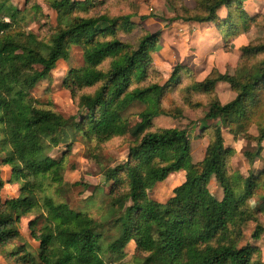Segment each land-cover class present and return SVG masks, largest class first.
I'll use <instances>...</instances> for the list:
<instances>
[{"label": "trees", "instance_id": "1", "mask_svg": "<svg viewBox=\"0 0 264 264\" xmlns=\"http://www.w3.org/2000/svg\"><path fill=\"white\" fill-rule=\"evenodd\" d=\"M88 5H91L90 0H49V7L58 14V25L55 31L51 30L49 40L44 39L45 43L33 33L21 30L23 10L12 5L10 0H0V161L11 170L9 181L19 184L17 197L5 201L0 198V249L19 239L15 226L21 217L36 212L39 216L30 222L29 230L31 238L39 244L37 257L23 247L16 248L10 254L15 257L16 264H117L125 256L124 249L133 237L136 240V264H252L257 249L249 246L237 249L231 240L226 246L222 243L231 235L229 226L235 223L238 215H243L239 213L242 200L238 202L233 197L223 172L218 173L230 152L224 149L222 135L217 136L214 148L207 149L205 168L197 174L192 170L186 130L164 129L143 134L154 118L168 115L159 110V101L154 105L147 104L148 107L137 116L133 135L143 136V139L139 148L132 152L144 162L148 179L136 181L140 186L133 192L132 199L137 203L125 209L124 216L116 220L114 240L102 246L103 231L98 229L100 225L92 217L71 209L64 201L56 202L50 196L38 198L45 192L46 185L62 187L64 158L56 161L44 154L41 134L54 133L60 118L54 111L41 108L38 101L30 97V91L38 82L49 78L59 60L69 58L72 45L81 44L84 63L89 69L71 68L64 81L74 97V87L79 90L90 88L98 78L99 74L91 68L120 47L119 41L101 43L95 40L100 33H113L111 25L70 16L75 8ZM67 13L69 22L65 23ZM157 39V34H149L132 56L116 66L106 94L101 89L94 99L88 94L81 95V102H87V107L92 110L90 115L96 114L98 108L100 131L120 125L124 104L146 103L151 96L159 100L167 89V85L162 89L153 84L151 88L128 91L134 80L141 81L146 77L145 67L151 65ZM41 48L48 51L47 58L41 55ZM261 48L264 46L247 49V52L257 54ZM175 73L172 80L177 78ZM210 77L212 74L200 82L208 92L218 83H227L234 90L236 81L230 80L229 75ZM261 79L260 76L253 77L243 94L253 95L261 86ZM231 104H237L239 108L237 101H231L223 108L230 110ZM220 105L215 100L208 113L210 119H215L216 107ZM56 142L57 138L52 137V143ZM169 150L174 155L170 159L165 157L164 167H150L153 157ZM254 155L259 156V150ZM18 160L24 162V169L19 167ZM181 170L185 172V181L174 190L175 195L166 204L162 206L147 199L146 190L150 186ZM216 173L217 181L224 188V198L219 202L209 199L205 189L212 174ZM130 174L134 176L131 170ZM2 185L0 179V188ZM257 186L256 180L249 182L245 198L251 196ZM38 206H42L47 215L40 212ZM115 209L116 202L110 207V213ZM39 222L41 226L37 230L35 226ZM262 231L257 226L253 238L257 239ZM153 232L158 239H153ZM213 242L216 247L212 246Z\"/></svg>", "mask_w": 264, "mask_h": 264}, {"label": "clouds", "instance_id": "2", "mask_svg": "<svg viewBox=\"0 0 264 264\" xmlns=\"http://www.w3.org/2000/svg\"><path fill=\"white\" fill-rule=\"evenodd\" d=\"M90 4L89 11L74 15L81 16L86 20L92 19L100 25H111L114 32L108 34L101 43H111L115 40L120 44L117 52L105 56L91 68V71L99 74L91 84L88 94L90 99H94L101 89L105 90V94L107 93V86L110 85L111 74L116 70V66L125 62L127 57L132 56L140 48L144 38L149 33L156 31V28L145 27L141 23V0H90ZM114 7H119L121 10L113 12ZM143 7L152 12L153 16L162 18L160 22L152 21V23L156 24L157 28L162 25L165 35L170 31L177 38L170 42L177 44L183 42L186 50L192 48L194 51H198L199 48L206 47L209 54L220 50L234 52L238 58L236 63L226 71L229 73V79L236 81L229 103L237 101L239 108H237V104H231L230 110L224 109L223 105L217 106L218 114L215 119H210L208 116L215 105V92H208L196 76L188 78L183 72L178 73L177 78L172 80V69L179 62L178 58H169V68L163 74H160L155 60L151 66L146 64V79L141 82L134 80L132 88H129L128 91L131 93L134 90L151 88L153 84L164 89L167 85V89L159 98V110L165 112L168 111V106H171L169 115L172 116L175 115L177 108L186 110L188 106L187 104L176 105L175 98L177 96L184 97L185 101L190 103L194 93L204 94L205 103L200 107V118L178 119L171 126L185 129L190 141L199 138L203 141L205 149L214 148L217 136L224 135L229 129H233L235 140L243 141V151L237 157L242 161L243 168L233 165L225 159L222 161L223 168L218 169V173L223 172L233 197L238 202L243 200L239 209V213L243 215H238L235 225L229 227L231 229L238 225L239 228H243L245 225L242 221H254L256 224L264 226V212L256 213V209L262 203L260 197L264 196V179L254 190L255 195L250 199H244L246 195L245 181L249 174L251 173L255 177L264 171V48L260 49L258 55H249L247 52V49L264 46V0H149V3ZM113 21H115L114 24ZM50 28L53 31L57 29L55 21H50ZM45 34L51 35L52 32H41L40 41H44ZM240 36H244L247 43L243 48L233 50L232 42ZM44 42L46 43V41ZM40 51L41 55L47 58L48 51L43 48ZM153 55L155 56V54ZM188 63L194 67L192 59H189ZM73 67L89 69V65L83 61ZM216 75L217 73H213L210 79ZM68 76L66 67L64 77ZM258 76L262 77L261 86L254 90L253 95H244L243 93L247 91L246 86L250 84L253 77ZM169 80L171 83H168ZM74 91L76 103L69 108L58 110L60 125L57 130L49 135L41 134L40 143L44 154L56 161H59L61 154L68 152L69 148H71L70 161H75L78 156L87 154L90 168L88 165L83 167L89 169V184L91 186H86L80 178H75L72 181L66 178V182L62 186L63 191L67 192L79 210L85 213L98 216L100 211L108 210L116 202V214H123L125 209L137 203L132 199L133 192L140 186L136 181L148 179L144 162L132 152L134 148H139L143 139V136L137 138L132 134L133 127L138 122V118L132 119V117L148 105L139 107L133 105L127 108L122 113L123 119L118 127L100 131L98 108L96 114L90 115L92 110L87 107V102H81L79 89L74 87ZM150 131L157 132L156 129ZM52 137L57 138L56 143H52ZM113 137L119 139V144L115 148L109 149L107 145ZM257 150H259V156L254 159L246 158L244 155L249 152L255 154ZM173 155L171 150L166 154L156 155L152 158L150 167L157 169L164 167L165 157L170 159ZM17 163L20 168L24 169L23 161L18 160ZM191 164L193 165L192 170L197 174L203 172L206 155L202 152L191 160ZM130 170L134 176L130 174ZM63 171H67V166ZM218 173L212 174V181H216ZM83 175L84 172L81 171L80 176ZM205 189L209 199L223 198L224 188L221 183L216 182L215 188L211 189L205 185ZM153 190L150 186L149 192ZM38 209L47 215L42 206H38ZM33 215H37V213L34 212ZM114 235H116L115 231ZM152 235L153 239H158L155 232ZM231 238L230 235L229 239L222 243L226 246ZM135 243L136 240L133 237L132 244L135 245ZM212 246L216 247V243L213 242Z\"/></svg>", "mask_w": 264, "mask_h": 264}, {"label": "rangeland", "instance_id": "3", "mask_svg": "<svg viewBox=\"0 0 264 264\" xmlns=\"http://www.w3.org/2000/svg\"><path fill=\"white\" fill-rule=\"evenodd\" d=\"M11 4L17 7L18 9L23 10L24 20L21 22V30L23 32L33 33L36 36H40L41 32H52L50 28V21H55L56 25H58V14L53 11L49 7V0H10ZM76 1H84V0H76ZM149 0H141V8H140V16H141V23L145 25V27H153L156 28V31L151 32L149 34H157V41L154 44L155 51L151 54V65L153 64L154 60L157 64V68L160 74H163L168 68L169 58L176 59L178 58V63L172 69V76L178 73H185L188 78L192 76H196L199 82L205 80L208 76L213 73L221 74V75H229L226 71L229 67L236 63L237 57L235 56L234 52L230 53L228 51L220 50L209 54L208 49L206 47L199 48L198 51H194L192 48H188L187 50L184 47L183 42L177 44L175 41L177 38L172 35L169 31L167 35H165V29L161 25L157 28L156 24L152 23V21L160 22L161 17L153 16L152 12L147 11L143 5H147ZM91 8V5L83 6L80 8H75L70 12V16L74 17H81L78 15H74L79 12H87ZM113 12H119L121 9L119 7H114ZM39 17V19H38ZM5 21H9L8 19H4ZM69 13H67V19H65V23L69 21ZM42 21V22H41ZM111 34L107 33H100L96 35V41H102L104 38ZM52 35V34H51ZM51 35L45 34L44 39L46 41L49 40ZM247 41L244 36H240L238 39L232 42L233 50H239L246 45ZM155 54V56L153 55ZM253 54V55H258ZM189 59L193 60L194 67L190 66L188 61ZM83 61V53L81 44H74L70 47L69 51V58L67 60H59L56 63V66L52 68L50 72V76L48 79L42 80L37 83V85L30 91V97L37 100L40 107L43 109H50L58 114V110L69 108L73 104L76 103V99L72 97L70 90L64 85L65 77H64V70L67 67L68 72L70 71L73 65L79 64ZM149 65V66H151ZM38 68V67H37ZM177 70V71H176ZM147 77V75H146ZM143 78L141 81L146 79ZM202 78V79H201ZM136 81V80H135ZM137 81V82H141ZM227 83H218L215 85L214 89L211 92H215L216 100L221 104L225 105L229 103L230 97L232 95L233 90L231 89L230 85L227 87ZM133 82L130 84L129 88H132ZM91 88V87H90ZM90 88H82L80 89L81 95L89 94ZM210 92V91H209ZM160 104V99L158 100L154 96L148 97L146 99V103L133 101L130 103L124 104V110L120 113L121 119H123L122 113L127 110V108L136 105L137 107L141 105H154L156 103ZM205 103V96L201 93H194L193 99L190 103L185 101L184 97L177 96L175 98L176 105L187 104L186 110H180L177 108L175 111V115H169V111H171V106H168V115H161L154 118L151 122V126L147 128L143 134L152 132L151 129L164 130V129H178V130H185L180 129L178 127H172L171 125L175 124L178 119H189L192 120L200 118L199 117V110L202 104ZM145 109V108H144ZM143 109V110H144ZM142 110V111H143ZM140 111L138 114L134 115L132 119H137V116L142 112ZM137 123H135L136 125ZM134 125V127H135ZM159 126V127H158ZM206 126V125H205ZM133 127V130H134ZM132 130V134H133ZM251 134V133H249ZM194 135V134H193ZM223 138V146L225 150H230L229 154L227 155L226 159L231 162V164L236 165L240 168H243V163L241 160L237 159V157L243 151L242 148V140H235V134L233 129H229L227 133L222 135ZM233 140L235 142L233 143ZM190 142V162L194 157L199 156L202 152L206 155L207 149L204 148V143L199 138L189 140ZM119 144V139L117 137H113L107 147L109 149L115 148L116 145ZM71 152V148H69L68 152L61 154L60 158H64V168L67 166V171H63V182H66V178L69 181L74 180L75 178H80L82 182L86 186H91L89 184L90 180V172L89 169L84 168L83 166L88 165L90 168V160L87 154L83 156H78L75 161L69 160V154ZM246 158H250L255 156L253 153H245ZM50 157V156H49ZM42 158V157H41ZM51 158V157H50ZM59 158V159H60ZM53 159V158H51ZM54 160V159H53ZM79 166V167H78ZM81 171L84 172V175L81 177ZM11 177V170L8 166L1 164L0 161V179L3 182L2 187L0 188V198L2 201L6 199L15 198L18 196L19 193V184L18 182L12 180L9 181ZM264 179V171L260 172L258 175L253 177L250 173L248 179L245 181L246 189L248 188L249 182L257 181L258 186L253 189V193L251 196L255 195V189H257L260 185V181ZM185 181V172L178 171L175 173L170 174L163 182L155 184L152 188L153 191L149 192V189L146 190V196L149 201L158 203V204H166L170 198L174 195V190L179 187ZM216 181H212L211 177L208 180L207 186L211 188H215ZM63 183V184H64ZM63 186V185H62ZM45 192L43 194L38 195L39 199H42L43 196H50L56 202L64 201L69 205V207L75 211H80L83 214H86L92 217L96 223L100 226L101 231H103V236L100 240L101 245L105 246L109 244L112 240L116 238L114 235V225L116 220L122 218L123 214H116V212L110 213V208L106 211H100L99 215H93L90 213H85L82 210H79L78 206L75 202L72 201L71 196L63 191V188L59 185H46ZM251 196H247L244 199H250ZM151 197V198H150ZM167 197V199H164ZM224 198V192H223ZM222 198V199H223ZM215 201H221L222 199H215ZM261 204L256 209V213L264 212V196L260 197ZM243 203V200L241 204ZM241 207V205H240ZM34 213V212H33ZM30 215L21 217L20 221L16 224L15 230L18 231L20 234L19 239L14 240L13 242L9 243L5 248L0 249V264H16L15 257L10 256L11 252L14 251L16 248H25L28 252L32 253L35 257H37V250H38V242L34 241L30 236L29 224L31 221L36 220L38 218L37 215ZM31 217V218H30ZM244 223L243 228H239L238 225L231 228V243L235 244L236 248L239 249L244 246H249L251 248L257 249V254H255L252 258V264H264V226L260 224H256L254 221H242ZM235 225V223L233 224ZM41 226V222L35 226L38 230ZM260 226L263 231L260 232L259 237L257 239L253 238V234L257 228ZM249 228L251 229L249 231ZM25 253V252H23ZM124 257L119 261V264H136L135 257L137 256L135 253V247L130 242L126 248L124 249ZM20 264V263H19Z\"/></svg>", "mask_w": 264, "mask_h": 264}]
</instances>
